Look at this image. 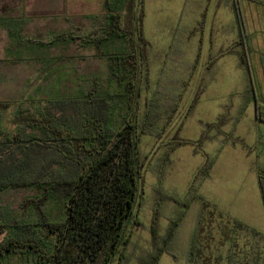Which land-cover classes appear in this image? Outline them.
Instances as JSON below:
<instances>
[{
    "label": "rangeland",
    "instance_id": "obj_1",
    "mask_svg": "<svg viewBox=\"0 0 264 264\" xmlns=\"http://www.w3.org/2000/svg\"><path fill=\"white\" fill-rule=\"evenodd\" d=\"M34 1L40 4L48 0ZM134 1L136 4L124 7L121 27L127 32L128 11L138 15L142 11L141 27L147 44L141 49L146 59L140 66L139 78L134 80L139 98L137 89L131 101L116 98L120 106L116 123H121L124 116L133 118L134 113L142 125L151 109L149 129L154 134L140 135L138 151L144 172L141 185L144 200L137 211L140 225L127 228L128 242L122 264H149L155 253L165 248L172 222L181 211V206L171 197L187 194L207 162L202 151L218 154V158L158 264H189L196 235L198 264H264V204L258 183L259 171L246 154L256 131L261 134L259 142L264 144V123L255 119V104L248 105L241 115L250 81L247 70L241 65L244 49L239 42L233 0ZM241 5L247 27L251 76L258 98L264 100L260 67V60L264 59V3L241 0ZM72 14L66 9L65 16ZM105 16L97 14L84 24H81L82 19L68 17L64 28L59 21L55 23L57 29L49 34L52 23L41 24L39 17L34 25V37L24 36L35 45L34 59L24 63L0 62V66L30 70L34 66L33 76H0V103L8 104L0 106L1 130L14 134L21 123L18 108L34 101L44 104L49 99L78 98L91 91L95 95L98 91L109 96L123 92L110 77L105 55L119 50L133 52L137 47L135 36L127 33L126 42L117 40L99 48L83 43L86 35L98 39L106 24ZM65 34L79 39L60 38ZM224 112L234 120L223 130L243 140L244 145L224 143L223 136L199 144L205 129L203 123H215ZM169 116L172 122L167 126ZM179 128L178 138L188 144L171 152ZM157 131H163V135L155 136ZM36 194L34 191L7 193L0 195V204L16 210L25 199ZM238 223L244 227H239ZM114 264L119 263L116 260Z\"/></svg>",
    "mask_w": 264,
    "mask_h": 264
},
{
    "label": "trees",
    "instance_id": "obj_2",
    "mask_svg": "<svg viewBox=\"0 0 264 264\" xmlns=\"http://www.w3.org/2000/svg\"><path fill=\"white\" fill-rule=\"evenodd\" d=\"M249 1L264 3V0ZM133 4H136L134 0H108L106 24L100 38L95 39L93 35L83 38L86 46L99 48L117 40L126 42L127 33L135 36L137 47L133 52L119 50L105 55L110 77L123 92L109 96L98 91L95 95L91 91L78 98L49 99L44 104L34 101L18 108L21 123L14 134L0 129V195L37 192L36 197L25 199L16 210L0 204V264H114L116 260L122 264L128 242L127 228L140 225L137 211L144 200L141 186L144 172L138 151L140 135L154 134L149 129L151 109L142 125L134 113L133 118L124 116L121 123H116L120 109L116 98L132 100L138 88H134V80L139 78L146 59L141 49L147 44L141 27L142 11L139 15L128 11L127 32L121 27L124 7ZM233 9L239 42L244 49L241 65L247 70L250 81L248 100L241 115L253 103L256 119L264 123V100L258 98L248 62L247 27L241 0H233ZM60 38L79 39L71 34ZM260 62L264 79V59ZM136 92L139 98V89ZM7 105L0 103V106ZM177 109L178 106L175 111ZM130 110L133 109L130 107ZM233 120L224 112L215 123H203L205 129L198 143L212 142L223 136L224 143L244 145L243 140L223 130ZM239 120L240 117L236 121ZM170 122L172 119L167 126ZM180 130L174 137L171 152L188 144L178 138ZM163 131L155 132V136L161 137ZM201 153L207 162L184 197H171L181 206V211L172 222L165 248H160L149 264H158L197 200L198 190L211 175L218 154ZM259 184L264 200V168L260 169ZM156 226L155 222V235ZM238 226L244 227L241 223ZM199 262L196 235L189 264Z\"/></svg>",
    "mask_w": 264,
    "mask_h": 264
},
{
    "label": "crops",
    "instance_id": "obj_3",
    "mask_svg": "<svg viewBox=\"0 0 264 264\" xmlns=\"http://www.w3.org/2000/svg\"><path fill=\"white\" fill-rule=\"evenodd\" d=\"M66 9H69L70 12L73 13L72 16H65ZM107 12L108 0H48L40 4H36L34 0H0V62L20 61L24 63V61L34 59L35 45L32 40L29 43L25 37L29 35L34 37V25L36 22H39V17L42 18V21H40L41 24H47L48 26V24L51 25L52 23L53 28L52 30H48L49 34L50 31L52 32L57 29L55 23L58 24L59 21L64 28V21L68 17H74L73 19L76 18L80 21L82 19L81 24H84L85 20H90L93 16H97V14H107ZM200 51L198 53L199 55ZM3 55H5L6 58H2L1 56ZM33 69L30 70L28 67L16 68L10 65H3L0 66V76L27 77L29 74L33 76ZM246 100H248V97ZM251 104L253 103L249 105ZM256 121L258 120L256 119ZM256 132V135L254 134L255 136L252 137L253 142L249 152L246 151V154L250 158L255 169L259 171V183L260 169L264 168V144L259 142L261 137L260 132ZM260 194L264 204L261 187Z\"/></svg>",
    "mask_w": 264,
    "mask_h": 264
}]
</instances>
